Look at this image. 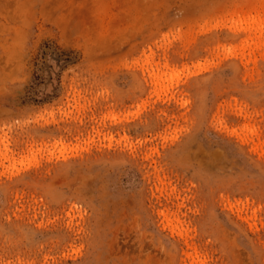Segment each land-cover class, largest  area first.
<instances>
[{
    "label": "rangeland",
    "instance_id": "1",
    "mask_svg": "<svg viewBox=\"0 0 264 264\" xmlns=\"http://www.w3.org/2000/svg\"><path fill=\"white\" fill-rule=\"evenodd\" d=\"M0 264H264V0H0Z\"/></svg>",
    "mask_w": 264,
    "mask_h": 264
},
{
    "label": "trees",
    "instance_id": "2",
    "mask_svg": "<svg viewBox=\"0 0 264 264\" xmlns=\"http://www.w3.org/2000/svg\"><path fill=\"white\" fill-rule=\"evenodd\" d=\"M51 60L56 63H67L73 59V56L68 53H63L58 47L46 45L44 47L39 48L38 53L34 57V66L35 67H42L46 63V61Z\"/></svg>",
    "mask_w": 264,
    "mask_h": 264
}]
</instances>
